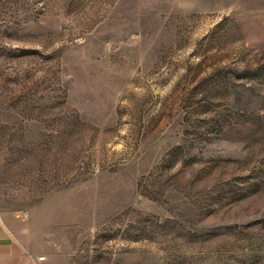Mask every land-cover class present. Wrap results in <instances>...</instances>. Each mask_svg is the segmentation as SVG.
Segmentation results:
<instances>
[{
    "label": "rangeland",
    "instance_id": "obj_1",
    "mask_svg": "<svg viewBox=\"0 0 264 264\" xmlns=\"http://www.w3.org/2000/svg\"><path fill=\"white\" fill-rule=\"evenodd\" d=\"M0 210L55 264H264V0H0Z\"/></svg>",
    "mask_w": 264,
    "mask_h": 264
},
{
    "label": "crops",
    "instance_id": "obj_2",
    "mask_svg": "<svg viewBox=\"0 0 264 264\" xmlns=\"http://www.w3.org/2000/svg\"><path fill=\"white\" fill-rule=\"evenodd\" d=\"M31 247L24 223L0 210V264H55Z\"/></svg>",
    "mask_w": 264,
    "mask_h": 264
},
{
    "label": "built area",
    "instance_id": "obj_3",
    "mask_svg": "<svg viewBox=\"0 0 264 264\" xmlns=\"http://www.w3.org/2000/svg\"><path fill=\"white\" fill-rule=\"evenodd\" d=\"M22 218H26V217H25V216H23ZM43 259H44V257H41V258H40V260H43Z\"/></svg>",
    "mask_w": 264,
    "mask_h": 264
}]
</instances>
